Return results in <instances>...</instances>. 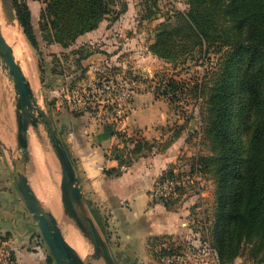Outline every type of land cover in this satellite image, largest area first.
<instances>
[{
  "label": "rangeland",
  "instance_id": "374dc122",
  "mask_svg": "<svg viewBox=\"0 0 264 264\" xmlns=\"http://www.w3.org/2000/svg\"><path fill=\"white\" fill-rule=\"evenodd\" d=\"M18 2L27 4L31 12L35 41L30 39L25 26L19 20L15 26L37 74L36 88L42 91L41 103L52 115L68 149L75 156L77 166L78 159L82 155V149L78 146L80 145L79 139H84L82 142L90 148L93 145L94 149L89 151L98 149L100 154L108 156L119 154L124 159L129 156L126 152L115 153L114 151L118 142L123 148L125 145L129 147L133 145L132 139L135 141L149 139L156 141L161 148L156 146L155 149L161 151L166 148L163 146L169 140L171 141L169 144L174 142L178 145L175 148L176 164L168 167H173L175 173L192 170L193 163L199 155L210 153L211 142L205 139L203 134L205 121L202 117V108L205 96L197 92L198 82L204 75V69L209 65V60L205 59V64H200L203 59L199 60L195 55V57H188L185 62L174 64L157 57L149 49V45L154 40L156 28L173 19L177 11H186L189 7L187 1L158 0L155 15L152 18H144L147 13L144 0H120L117 9L121 10L125 7V10L119 18L104 19L100 24V29L79 36L68 47L57 42H48L43 37L40 29L42 0H18ZM15 7L18 15L16 3ZM5 23H7L6 19ZM86 52H91V54L82 58L81 54ZM209 55L214 60L213 58L218 54L210 51ZM79 57H81L80 60H78ZM169 78L178 79L184 84V88L177 95L171 94L172 98L162 93L163 85ZM124 90L130 95L124 96ZM142 93H149L147 98H143L144 102H149V97H152V101L148 104L142 103L145 110L149 108L147 113L149 120L157 114L161 115L162 112L168 113L163 126L158 124L161 126L158 128H162L166 136L156 138L146 132L145 126L140 127L135 122L126 124L125 130L116 129L121 118L133 113L132 102L137 94ZM14 95L12 82L0 67V138L15 150V157H18L20 152L15 135L17 126ZM153 98L159 100L153 101ZM136 106L141 105L136 102ZM109 123L113 124L121 135H117L115 140L110 138V141L105 144L103 141L98 142L94 133H98L103 126ZM123 123L124 121L122 125ZM119 124L121 125V122ZM152 128L153 130L150 131L154 133L157 130L156 126ZM31 132L35 134L32 129ZM43 133L45 134L44 131ZM35 137L38 140L36 134ZM45 145L44 151L52 156L57 164L56 179L48 182L46 187L57 209L62 211L61 164L48 139ZM89 151L86 148L84 155L89 154ZM142 157L147 156L134 158L132 164ZM35 168V160L31 153L25 173L32 185L36 176H34ZM48 177H51L49 172ZM191 188L194 187L187 189L182 199H187L185 196L192 194L189 192L193 190L197 192L201 189L207 194L204 198L201 196L194 198L195 205L187 203L185 210L188 214L185 219L183 217L180 220L179 227L188 229L171 235L166 233L147 236L144 247H142L143 241L140 240L141 236L133 241L127 240L125 235L114 227L110 214L106 211L101 212L100 205L97 206V203L106 204L104 195L96 202L93 193H87L89 203L102 215L103 223L98 224L99 229L103 237L107 239L119 264H220L216 251L209 243L207 233V227L215 208L216 184L210 175H203L201 183L196 184L194 189ZM150 198L154 202H160L161 199L152 197V195ZM197 203L201 204L200 209L195 208L196 212L193 214L192 206L196 207ZM183 206L182 202L180 208ZM25 213L27 218L31 219L27 208H25ZM85 239L92 250V243L87 238ZM27 243L25 244L27 249L38 252L42 259L41 264H55L37 228H33L31 240ZM168 249L171 253L167 254ZM233 264H257L251 252V246L244 249L241 255L235 258Z\"/></svg>",
  "mask_w": 264,
  "mask_h": 264
},
{
  "label": "trees",
  "instance_id": "16d2710c",
  "mask_svg": "<svg viewBox=\"0 0 264 264\" xmlns=\"http://www.w3.org/2000/svg\"><path fill=\"white\" fill-rule=\"evenodd\" d=\"M40 29L48 42L64 47L79 36L97 29L104 19L116 20L123 9L120 0H42ZM186 11H177L173 19L160 24L149 45L157 57L177 64L188 57L209 60L197 85L205 96L202 117L203 134L211 142L210 153L199 155L192 170L210 175L216 184L215 208L207 227L208 240L220 264H233L248 246L264 263V0H185ZM19 21L35 41L31 12L27 4L14 0ZM152 18L158 0H144ZM108 15L110 17H108ZM81 52L82 49H80ZM214 51L217 57H210ZM91 52L81 54L87 57ZM198 54V55H197ZM78 58V60L81 59ZM162 93L177 95L183 82L169 78ZM174 96V95H173ZM172 99H170L171 101ZM120 136L113 124L104 126L98 139ZM133 141V147H114L129 156L121 163L147 156L156 146L149 139ZM171 141L163 147H167ZM160 147V146H159ZM162 147V149H163ZM161 148V147H160ZM159 148V149H160ZM113 174L115 168L105 169ZM173 168L158 180L174 177ZM187 189L160 199L167 208L175 207ZM100 223L102 215L93 209ZM166 248V247H165ZM168 248V247H167ZM169 250V249H168ZM171 253V251L166 252ZM116 259V257H115ZM117 264H119L116 259Z\"/></svg>",
  "mask_w": 264,
  "mask_h": 264
},
{
  "label": "crops",
  "instance_id": "0c3cea01",
  "mask_svg": "<svg viewBox=\"0 0 264 264\" xmlns=\"http://www.w3.org/2000/svg\"><path fill=\"white\" fill-rule=\"evenodd\" d=\"M100 27L93 31L100 29ZM147 96H149V93L137 94L135 96L132 102L133 113L127 115L125 118H121L116 129L125 130L127 128L126 124L135 122L140 127L145 126L146 132L156 138L166 136L162 128L159 129L161 126L158 124H162L163 126L168 118V113L162 112L161 115L157 114L149 120L147 118L149 108L145 110V107L142 106V103L148 104L152 101V97H149V102H144L145 99L143 98H147ZM158 100L153 98V101ZM136 102L141 106L137 107ZM151 114L153 115L152 112ZM122 121H124L123 125ZM120 122L121 125L119 124ZM153 126H156L157 129L154 133L150 131L153 130ZM103 131L104 126L98 133H94L98 142L103 141V144H105V142L110 141V138L115 140L117 137L115 134L99 140L98 135ZM79 141L80 145L78 146H80L79 149H82V155L78 159L79 168L78 166L77 168L80 171L82 187L86 194L88 192L93 193V198L96 202L98 198H102V195H104L106 204L104 202L97 203V206L100 205L99 209L101 212L106 211L110 214L111 220H113L115 225L113 226L116 229L121 232L127 227L132 229V233L126 234L127 240L133 241L136 237L141 236L140 240L143 241L142 247H144L147 236L166 233L171 235L188 229L186 227H179L180 220L183 217L185 219L188 214L187 210H185L187 203L195 205L194 198L198 196L204 198L207 192L201 189V191H197L198 193L200 192L199 194L195 190L190 191L189 193L192 194L185 196L187 199L181 198L182 201L180 200L171 209L167 208L162 202H154L149 195V191L156 180L169 169L168 167L171 164H176L177 156L175 148H177V144L172 142L161 151L154 149L147 157H142L137 162L127 165L121 163L117 155L108 156L100 154L98 149L89 151L90 149H94L92 148L93 145L90 148L82 142L84 139H79ZM98 146L101 147L100 144ZM117 146L122 148V144L119 142ZM130 147H133V145ZM86 148H88L89 154L84 155ZM72 157L76 163L74 154ZM109 168H115L118 171L109 175L105 171V169ZM19 198L10 177L8 157L0 147V238L6 240L12 247V261L10 264H41L42 259L39 257L38 252L29 250L25 246L31 240L32 235H27L26 228L22 227V223L27 219V215L24 203ZM185 200L186 202H184ZM182 202L184 206L180 208ZM194 205L192 206L193 212L191 211L193 214L196 212L194 209H200L199 206L201 204L197 203L196 207Z\"/></svg>",
  "mask_w": 264,
  "mask_h": 264
},
{
  "label": "water",
  "instance_id": "95a60500",
  "mask_svg": "<svg viewBox=\"0 0 264 264\" xmlns=\"http://www.w3.org/2000/svg\"><path fill=\"white\" fill-rule=\"evenodd\" d=\"M0 2L7 24L16 25L19 18L14 0H0ZM0 67L12 82L15 92L17 126L15 135L20 155L15 157V150L1 138L0 147L8 157L11 180L31 216V219L27 218L22 223V227L27 230L26 234L32 235L34 227L39 230L55 264H93L92 260L96 258L103 259L105 264H117L107 239L103 237L99 229L101 223L95 216L94 207L87 199L77 165L66 141L52 115L41 103L42 91L33 88L20 61L15 56L13 46L3 35L1 22ZM31 129L35 132L43 149L48 139L60 161L61 212L65 219L72 222L93 245V249L84 257L69 243L58 217L42 202L25 173L31 154ZM127 233H132V229L127 227L121 232L125 237Z\"/></svg>",
  "mask_w": 264,
  "mask_h": 264
},
{
  "label": "bare ground",
  "instance_id": "6f19581e",
  "mask_svg": "<svg viewBox=\"0 0 264 264\" xmlns=\"http://www.w3.org/2000/svg\"><path fill=\"white\" fill-rule=\"evenodd\" d=\"M0 22L2 26L3 35L7 39V41L13 46L15 56L18 61H20L21 66L25 75L31 82L33 88H36V72L30 63L28 58V51L25 45L22 43V40L19 36L18 30L15 25L5 23V18L1 9L0 2ZM30 150L34 157L36 168L34 171V182L33 187L36 190L37 195L40 197L42 202L49 207L58 217L60 224L64 230V233L67 237V240L71 243V245L81 254L82 257L90 253L91 246L82 235L80 230L69 220L65 219L61 210L59 211L52 201V196L49 195V190L46 187V184L52 179L55 181L56 179V169L57 164L52 156L47 155V153L42 148L39 141L36 139L35 134L31 132L30 137ZM48 172L51 177H48ZM93 264H105L103 259L96 258L92 260Z\"/></svg>",
  "mask_w": 264,
  "mask_h": 264
},
{
  "label": "built area",
  "instance_id": "2783aa9c",
  "mask_svg": "<svg viewBox=\"0 0 264 264\" xmlns=\"http://www.w3.org/2000/svg\"><path fill=\"white\" fill-rule=\"evenodd\" d=\"M108 86L111 87V85ZM123 95L129 96L130 93L124 90ZM177 173L180 174L174 177H167L164 180H156L150 190V195L155 198L169 197L177 193L180 189L195 188V185H199L201 178H203V174L198 169ZM11 261L12 247L6 240L0 238V264H10Z\"/></svg>",
  "mask_w": 264,
  "mask_h": 264
}]
</instances>
